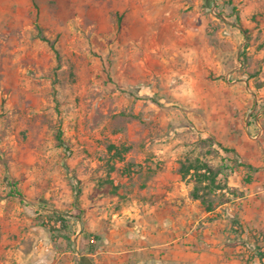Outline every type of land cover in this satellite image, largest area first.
Wrapping results in <instances>:
<instances>
[{
	"label": "rangeland",
	"instance_id": "374dc122",
	"mask_svg": "<svg viewBox=\"0 0 264 264\" xmlns=\"http://www.w3.org/2000/svg\"><path fill=\"white\" fill-rule=\"evenodd\" d=\"M211 3L212 12L204 15L214 20L202 30L208 41L198 44L187 41L181 28L175 31L166 6L161 17L151 10L154 17L131 26L133 21L119 15L118 0H34L31 25L19 31L0 26V248L12 253L13 264L65 236L56 214L65 220L93 207L110 212L128 205L118 203L115 182L118 163L130 152L183 148L180 172L191 175V197L217 200L194 168L208 166L216 180L223 178L226 138L216 133L230 123L215 121L218 94L226 97L233 87L235 102L264 106V0ZM215 34L226 41L211 39ZM13 36L18 48L27 37L28 50H7ZM197 45L203 50H195ZM191 50L195 66L191 70L182 60L180 67L203 87L199 121L181 99L163 91L169 76L154 70L148 58L157 53L169 60L172 51L185 57ZM236 123L242 128L245 120ZM58 131L69 155L56 141ZM10 184L23 199L10 193Z\"/></svg>",
	"mask_w": 264,
	"mask_h": 264
},
{
	"label": "crops",
	"instance_id": "0c3cea01",
	"mask_svg": "<svg viewBox=\"0 0 264 264\" xmlns=\"http://www.w3.org/2000/svg\"><path fill=\"white\" fill-rule=\"evenodd\" d=\"M163 1L118 0V13L133 21L129 25L137 26L136 21H149L155 16L151 10L159 12L155 17H161L166 6L175 31L181 28L191 43L208 41L202 30L214 20L204 15V10H213L211 0H169L165 5ZM35 18L34 0H0V26L19 31L21 25L29 26ZM22 33L25 36L24 30ZM213 37L226 41L219 34ZM23 41L25 45L18 48L16 38L10 37L9 43L14 46L7 50H28L31 42L27 37ZM194 49L202 51L203 45ZM193 53L191 50L182 57L172 51L169 60L150 53L148 58L154 70L169 76L161 83L163 91L181 99L179 103L190 110L191 119L199 121L203 87L180 67L184 60L192 70L196 58ZM152 89L154 95L158 90L155 82ZM213 115L217 123H230L225 129L218 127L216 133L225 135L228 148L223 155L225 170L219 174L228 189L223 190L227 202L205 211L200 200L191 197V175L180 172L187 156L183 148L130 152L124 162L118 163L115 182L120 193L118 203L125 201L128 205L110 212L93 207L80 218L64 216L65 224L57 223L56 227L65 236L50 239V244L42 245L18 264H264L254 256L264 244V106L250 104L245 108L234 101L231 87L226 97L217 95ZM237 118L245 120L242 128L236 125ZM127 191L123 198L121 193ZM0 255L5 257L1 264H13L9 260L11 252L0 248Z\"/></svg>",
	"mask_w": 264,
	"mask_h": 264
},
{
	"label": "trees",
	"instance_id": "16d2710c",
	"mask_svg": "<svg viewBox=\"0 0 264 264\" xmlns=\"http://www.w3.org/2000/svg\"><path fill=\"white\" fill-rule=\"evenodd\" d=\"M236 27L239 28V30L241 31L242 34H245V30L240 26V25H236ZM44 41L48 42L47 40L43 39ZM56 141L58 143V145L60 147H63L64 150H65V153L66 155H69L70 153V150L65 146V142L62 138V133L60 131L57 132L56 134ZM223 151L224 152H228V148L226 147H222ZM196 174H197V177L199 178V181L203 182V181H208V184H206V186L204 187V189L207 190V193L209 195H216L215 198L217 200H206V194H202V196H199L197 194H194L192 197L194 199H201V203H202V206H203V209L205 211H210L214 208L215 205H219V204H222V203H225L227 202V198L224 197V195L220 194L222 190L224 189H227L226 185L224 184V178L220 179V180H216L215 177L217 176V172L216 174H213L212 173V169L208 166H197L194 168ZM202 171H205L207 172L208 174H212L210 176H207L206 174H200ZM72 181L74 182V184H77L78 183V180L75 178V177H72ZM11 188H12V191H10V193L14 194V196L20 198V199H23V196L22 194L17 191L16 187L14 185H11ZM228 190V189H227ZM217 191H219V194H217ZM207 194V195H208ZM13 196V195H11ZM66 217H69V218H80V216L78 215H72V214H66L65 215ZM57 217V220L55 221L56 222V225L57 223L63 225V223L65 224V220H63L61 217ZM89 250H94V248H89ZM254 256H256L258 259H261L262 258V253L260 252V248L259 249H256L255 253H254Z\"/></svg>",
	"mask_w": 264,
	"mask_h": 264
},
{
	"label": "built area",
	"instance_id": "2783aa9c",
	"mask_svg": "<svg viewBox=\"0 0 264 264\" xmlns=\"http://www.w3.org/2000/svg\"><path fill=\"white\" fill-rule=\"evenodd\" d=\"M260 252L262 253V258L261 260L264 261V244L260 247Z\"/></svg>",
	"mask_w": 264,
	"mask_h": 264
}]
</instances>
